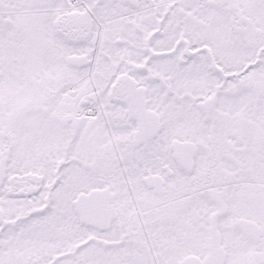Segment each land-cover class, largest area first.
<instances>
[{"label": "snow or ice", "instance_id": "snow-or-ice-1", "mask_svg": "<svg viewBox=\"0 0 264 264\" xmlns=\"http://www.w3.org/2000/svg\"><path fill=\"white\" fill-rule=\"evenodd\" d=\"M0 264H264V0H0Z\"/></svg>", "mask_w": 264, "mask_h": 264}]
</instances>
